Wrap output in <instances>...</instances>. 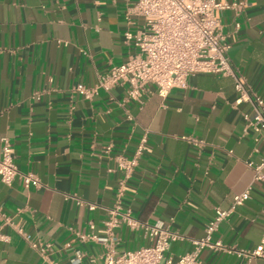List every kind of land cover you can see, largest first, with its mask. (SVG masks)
I'll use <instances>...</instances> for the list:
<instances>
[{
    "label": "crops",
    "instance_id": "0c3cea01",
    "mask_svg": "<svg viewBox=\"0 0 264 264\" xmlns=\"http://www.w3.org/2000/svg\"><path fill=\"white\" fill-rule=\"evenodd\" d=\"M134 1L0 0V156L8 137L19 170L40 180L27 188L19 177L11 185L0 178V264H104L111 243L101 239L118 201L142 223L181 235L165 252L178 259L205 235L215 209H229L245 189L250 198L214 238L237 249L262 244L264 180L254 179L248 162L264 157V140L246 119L252 103L236 102L232 77L196 73L166 97L153 87L142 102L127 98V84L91 98L75 90L94 86L134 52L124 34L143 25L127 14ZM228 1L242 5L216 12L227 54L264 99V0ZM145 134L120 198L118 158H131ZM115 237L117 254L153 243L144 227L125 221ZM201 259L264 264L212 249Z\"/></svg>",
    "mask_w": 264,
    "mask_h": 264
},
{
    "label": "built area",
    "instance_id": "2783aa9c",
    "mask_svg": "<svg viewBox=\"0 0 264 264\" xmlns=\"http://www.w3.org/2000/svg\"><path fill=\"white\" fill-rule=\"evenodd\" d=\"M241 5L228 0H135L127 14L142 18L143 25L135 32L128 29L124 33L125 41L133 44L134 52L127 60L101 74L94 86L78 83L75 90L91 98L100 88L109 90L118 84H127V98L142 102L143 97L152 92L153 87L160 96L166 97L171 89L185 87L188 77L196 73L230 76L234 79L238 94L236 102L252 103L253 114L246 115L248 125L257 134V140H264V99L249 90L246 80L231 62L227 54L229 46L216 16L218 10L239 8ZM146 141L145 134L131 158H118L125 173L119 184L120 198L126 192L127 181L138 164ZM248 165L254 170L255 180H264V157L258 162L249 161ZM17 177L27 188L40 184L35 173L19 170L13 145L8 137H3L0 178L7 185H11ZM249 198L250 190L245 189L234 195L229 209L217 207L214 217L205 227V235L195 239L192 251L178 259L165 257V252L170 243L180 239L181 235L163 224L142 223L131 216L129 209L123 210L118 201L109 209V217L105 221L108 237L101 240L110 241L111 244L104 264H202L203 249L236 253L247 260L264 258V237L262 244L254 249H237L214 238L220 223ZM78 203L84 204L80 200ZM88 205L95 208V204ZM0 217H4L1 207ZM124 221L131 228L144 227L153 243L117 254L114 249L115 230ZM33 246L37 247V244L33 243ZM80 256L78 254V259Z\"/></svg>",
    "mask_w": 264,
    "mask_h": 264
}]
</instances>
